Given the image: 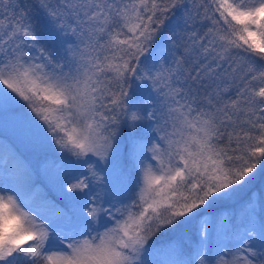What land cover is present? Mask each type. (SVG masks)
<instances>
[{"label": "snow or ice", "instance_id": "6c2138e0", "mask_svg": "<svg viewBox=\"0 0 264 264\" xmlns=\"http://www.w3.org/2000/svg\"><path fill=\"white\" fill-rule=\"evenodd\" d=\"M9 125L0 264H264V191L183 239L264 185V0H0Z\"/></svg>", "mask_w": 264, "mask_h": 264}, {"label": "rangeland", "instance_id": "374dc122", "mask_svg": "<svg viewBox=\"0 0 264 264\" xmlns=\"http://www.w3.org/2000/svg\"><path fill=\"white\" fill-rule=\"evenodd\" d=\"M0 146H2V147H0V156L9 155L10 149L11 150L18 149L19 153L23 154V156L28 161H30L34 167L37 168L38 175H35L34 179L35 180H37V179L41 180L42 185H44V186L48 185L47 187L46 186L45 187L48 188L54 194L60 195L59 191L51 184L49 177L45 171L46 168H48L49 171H51L50 165H51L52 161L47 160V163H45V160H41L40 158H38V155L34 151L33 147L31 145H29L20 136V134L14 129L13 126L9 125L7 127L0 128ZM258 168H259V165H258ZM129 171L130 172L132 171V169L130 167H129ZM40 189H41L40 184L35 185V191L37 192V194H38V191ZM248 190L249 189L245 190L244 192L237 194V196L234 197L233 200L225 203L224 205H218L215 208L211 209L208 213L205 214V216H203L200 220L197 221L198 230L200 229L203 220L212 218L211 214L223 211V207H228V208L231 206L236 207L241 202V199L245 197V195H246L245 192ZM249 193L253 196V199H256L257 194H256L255 190H253ZM125 195L126 196L130 195V193L125 192ZM128 202H129L128 200H125V203H128ZM183 237H184V233H183Z\"/></svg>", "mask_w": 264, "mask_h": 264}, {"label": "trees", "instance_id": "16d2710c", "mask_svg": "<svg viewBox=\"0 0 264 264\" xmlns=\"http://www.w3.org/2000/svg\"><path fill=\"white\" fill-rule=\"evenodd\" d=\"M38 158H40L41 160H48V161H52L54 159L57 160L58 163H63V160L58 159L54 153H52L51 151H48L46 153H41ZM40 184L41 189L38 191V197H47L48 198V202L49 203H55V204H59L60 201L63 199L60 195L54 194L53 192H51L48 188H46L44 185L41 184V180H36V184L38 185ZM255 190L257 197L256 199L259 197V194L264 191V185H262L259 181H257L254 185L250 186L249 190L245 192V197L241 199V202L237 205L239 206L240 204H242L245 199L247 198V196L249 195V192ZM43 201L41 199H37L36 203H42ZM236 206V207H237ZM234 208V206L231 207H223V211L211 214L212 217L215 216L217 218L220 217H224L227 218L230 213L231 210ZM259 210V209H258ZM197 221L198 220H194L192 221L184 230V241L190 244L195 243L196 239H197V235H198V227H197ZM216 243L215 237L212 238L211 240V244L214 245Z\"/></svg>", "mask_w": 264, "mask_h": 264}]
</instances>
